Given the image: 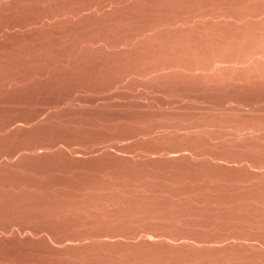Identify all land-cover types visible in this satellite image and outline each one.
Returning <instances> with one entry per match:
<instances>
[{
  "label": "rangeland",
  "instance_id": "374dc122",
  "mask_svg": "<svg viewBox=\"0 0 264 264\" xmlns=\"http://www.w3.org/2000/svg\"><path fill=\"white\" fill-rule=\"evenodd\" d=\"M263 59L264 0H0V264H264Z\"/></svg>",
  "mask_w": 264,
  "mask_h": 264
},
{
  "label": "bare ground",
  "instance_id": "6f19581e",
  "mask_svg": "<svg viewBox=\"0 0 264 264\" xmlns=\"http://www.w3.org/2000/svg\"><path fill=\"white\" fill-rule=\"evenodd\" d=\"M261 57V56H260ZM256 58V57H255ZM258 59V58H257ZM264 60V59H263ZM257 62V61H256ZM257 70V69H256Z\"/></svg>",
  "mask_w": 264,
  "mask_h": 264
}]
</instances>
